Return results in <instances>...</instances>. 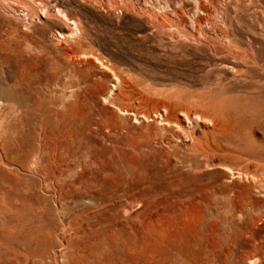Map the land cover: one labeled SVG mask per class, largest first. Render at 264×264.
I'll use <instances>...</instances> for the list:
<instances>
[{
  "label": "rangeland",
  "instance_id": "obj_1",
  "mask_svg": "<svg viewBox=\"0 0 264 264\" xmlns=\"http://www.w3.org/2000/svg\"><path fill=\"white\" fill-rule=\"evenodd\" d=\"M236 1L0 0V264H264V0Z\"/></svg>",
  "mask_w": 264,
  "mask_h": 264
},
{
  "label": "bare ground",
  "instance_id": "obj_2",
  "mask_svg": "<svg viewBox=\"0 0 264 264\" xmlns=\"http://www.w3.org/2000/svg\"><path fill=\"white\" fill-rule=\"evenodd\" d=\"M233 3H237V1L236 0H234V2ZM61 13H62V15L61 16H59V18L65 23V30H64V32H60V35H71L73 32H74V29L72 28V22L70 21L71 19H70V17L66 14V13H64L63 11H61ZM43 14V13H42ZM46 15V14H45ZM71 23V24H70ZM115 79H117L118 80V77H115ZM118 82V81H117ZM113 86H116V84H114Z\"/></svg>",
  "mask_w": 264,
  "mask_h": 264
}]
</instances>
